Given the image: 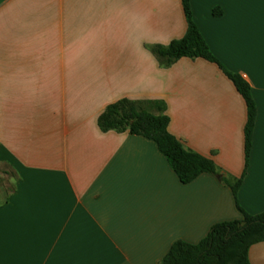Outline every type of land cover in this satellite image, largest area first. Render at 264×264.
I'll list each match as a JSON object with an SVG mask.
<instances>
[{
    "label": "crops",
    "instance_id": "1",
    "mask_svg": "<svg viewBox=\"0 0 264 264\" xmlns=\"http://www.w3.org/2000/svg\"><path fill=\"white\" fill-rule=\"evenodd\" d=\"M211 51L251 85L257 107L237 198L264 211V0H190ZM223 14L215 16L213 9ZM181 0H0V264H161L240 219L247 106L213 62H159L182 37ZM121 98L166 103L169 131L220 176L182 183L157 144L103 131ZM6 177L12 181L6 187ZM264 264V241L249 248Z\"/></svg>",
    "mask_w": 264,
    "mask_h": 264
},
{
    "label": "trees",
    "instance_id": "2",
    "mask_svg": "<svg viewBox=\"0 0 264 264\" xmlns=\"http://www.w3.org/2000/svg\"><path fill=\"white\" fill-rule=\"evenodd\" d=\"M187 28L185 34L172 39L168 44H155L152 51L161 64L170 65L181 57L203 58L216 63L233 82L243 96L247 106L245 135V170L235 182L222 177L233 191L240 219L221 221L213 224L208 233L197 243L181 239L174 241L161 260V264H250L249 248L264 241V211L252 214L238 202L237 194L246 175L252 147L253 129L257 114L256 103L250 83L238 72L229 70L211 51L197 26L190 0H181ZM215 16H221V7L213 9ZM170 116L164 100L121 98L106 106L98 117L103 131L115 129L129 131L153 140L182 183L194 181L202 173L220 176L215 162L198 152L191 151L181 140L169 131ZM1 173V169H0ZM1 183V179H0Z\"/></svg>",
    "mask_w": 264,
    "mask_h": 264
},
{
    "label": "rangeland",
    "instance_id": "3",
    "mask_svg": "<svg viewBox=\"0 0 264 264\" xmlns=\"http://www.w3.org/2000/svg\"><path fill=\"white\" fill-rule=\"evenodd\" d=\"M5 183L7 185L6 187H10V184H12V181L8 180L7 177H6Z\"/></svg>",
    "mask_w": 264,
    "mask_h": 264
}]
</instances>
